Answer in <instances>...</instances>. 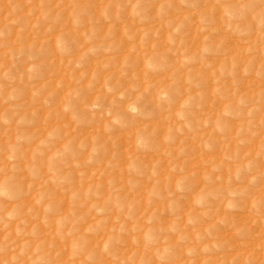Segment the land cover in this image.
Wrapping results in <instances>:
<instances>
[{
	"label": "rangeland",
	"instance_id": "1",
	"mask_svg": "<svg viewBox=\"0 0 264 264\" xmlns=\"http://www.w3.org/2000/svg\"><path fill=\"white\" fill-rule=\"evenodd\" d=\"M0 264H264V0H0Z\"/></svg>",
	"mask_w": 264,
	"mask_h": 264
}]
</instances>
